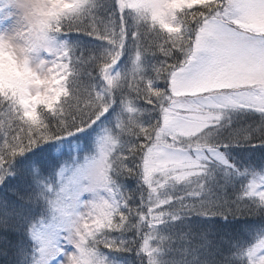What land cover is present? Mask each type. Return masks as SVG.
I'll return each instance as SVG.
<instances>
[{"label": "clouds", "instance_id": "1", "mask_svg": "<svg viewBox=\"0 0 264 264\" xmlns=\"http://www.w3.org/2000/svg\"><path fill=\"white\" fill-rule=\"evenodd\" d=\"M12 2L18 9L15 24L9 30L0 31V107L8 117L7 122L0 120V132L6 133L9 128L14 130L18 127L21 133L28 134L30 147L18 149L16 155L91 127L116 102V89L121 86L130 89L121 100L122 109L115 116V123L105 127L99 155L93 163V183L105 188L111 198L87 201L85 207L76 212L72 223L75 251L69 253L66 260V264H108L101 248L119 247L115 240L106 238L113 230L110 225L114 220L123 226L129 221V215L122 210L127 206V199L120 201L115 195L114 173L132 172L127 163L129 154L140 137L151 136L156 130L157 120L145 122L143 118L149 110L138 102L143 100L145 104L156 107L165 88L155 86V81H166L165 74L148 78L149 82L141 84L143 53L137 50L133 75L130 82H126L121 72L111 71L121 55L120 50L115 49L101 61L103 87L81 92L73 83L75 70L71 64V48L66 44L56 47L53 41L65 30L81 26L80 19L92 6L93 0ZM117 4L122 12L133 11L135 23L145 31L164 40L179 41L184 33L185 14L200 6L207 7L208 0H117ZM114 43L119 44L120 41ZM65 58L69 60L67 66ZM70 111L76 112L81 120L68 119ZM3 179L0 174V182ZM257 194L264 202V190ZM141 219L147 221L149 218L141 214ZM109 240L111 243L107 242ZM144 251L150 257V264H155L148 245H144ZM254 264H264V256Z\"/></svg>", "mask_w": 264, "mask_h": 264}, {"label": "rangeland", "instance_id": "2", "mask_svg": "<svg viewBox=\"0 0 264 264\" xmlns=\"http://www.w3.org/2000/svg\"><path fill=\"white\" fill-rule=\"evenodd\" d=\"M17 12L18 9L12 0H0V31L9 30L14 26L17 19ZM122 16L127 23L126 32L130 39L126 41V47L122 48L120 58L111 71L113 73L116 71L121 72L124 80L130 82L133 75L135 53L137 50L142 51L143 45L146 42L136 34L138 31L140 33L144 29L135 23V14L133 11H125L122 13ZM65 44L66 42L60 41L58 38L53 41V45L56 47H62ZM150 53L151 52H143L141 59L142 73L149 62L148 60L151 57ZM45 55L48 54L45 53ZM157 56L160 55L157 53ZM49 58L51 57L49 56ZM180 58L182 59L183 57L181 56ZM122 87V91L118 94H121L125 90V93L130 92V89L127 87ZM117 91L118 89L115 90V94H117ZM122 98H120V100L118 99V101L116 98L115 104L109 109L105 116L101 117V121L94 123V126L96 125L98 130L104 131L106 126H111L115 123V116L122 109ZM248 109L256 111L250 106H241L240 109L239 107L225 109L224 112L226 114L223 116L220 126L210 131L206 136V142L209 146L199 150L193 146L190 150L182 153L190 159L197 161L200 165V167L192 169L191 173L184 179H176L175 173L169 175L157 173L154 178L147 180L145 179L142 168L139 167L138 171L140 172L141 179H143L142 186L148 188L147 192H150V195L146 202L141 203L134 210V224L136 223V225L135 228H133V224H131L130 227L133 228L134 234H136L135 242H140L137 244V252L138 254H142L145 264H150V257L144 251L146 242L149 250L152 252L151 260L154 261L155 264H212V262L207 260V256L212 255L213 258L214 255L217 254L216 248L212 243L213 241H211V236L213 237L217 232L214 227L208 223L212 222V217L215 215L216 211L214 207L219 205L226 197V194L222 197V194L216 195L214 191L215 189L220 191L222 186L225 187L227 183L224 182V175H226V173L229 176L231 173L234 174L233 171L239 173H244L246 171V168L238 163L241 161L240 159L244 157V153L239 152L243 148H237V146L233 144H226L223 146L219 143L220 140H217L214 134L218 133L222 128L230 125L232 126L235 123L240 124L242 122L244 124L247 120L252 122V118H257V121L264 119V112L260 111L259 115H246L249 113L246 112ZM241 112L245 115L243 116ZM144 120L146 119L144 118ZM103 131L95 138L94 145L91 144L92 142L90 140L86 147L83 142L89 139L91 135L90 129L86 128L84 131H81L82 133L79 132L81 137H74V141L72 142L73 150L75 154L84 151L83 162L81 164L78 163V165L75 164L73 171H70V166H63L61 168L58 181L59 183L61 182V184L64 183V185L62 188L60 187L61 189H59V191H54L53 181L49 182L50 185H48L47 189L44 191L48 196L46 204L48 205L50 202L56 204V206H52L56 214H54L51 222L43 228L42 237L45 238V240H43L44 244L40 251L37 264H66L68 254L75 251V244L72 242V223L76 212L82 210L87 201L99 199L101 197L111 198L105 188L101 187L99 184H94L93 180L84 176L85 171L94 163L95 158L99 155V144L103 136ZM253 131L257 133L259 129L257 127L248 128L246 133H253ZM83 139L84 141H82ZM234 140L238 141V143H243L246 142L247 139L240 136ZM91 149L93 150L92 155ZM94 149H96V151L98 149V151L96 152ZM46 156L47 154L44 155L45 163H47V167H49L52 162L49 161ZM251 156V153H249L245 155V159L251 158ZM64 159L68 160L67 158ZM16 160V158L10 159V163L2 166L6 168V171L0 170V174L4 176L3 181L0 182V194L4 192L7 186L9 187V185H7V180L12 178L17 171L23 169L19 165L17 167L15 166L21 164L26 168V165ZM136 161L139 165V157ZM239 176L240 175L235 176L233 180L235 182L238 181ZM249 185L248 197L255 199V196H258V189L254 188L255 185L253 180L250 181ZM86 187L88 190H85ZM40 189L36 192L41 198L44 196V193L40 192ZM56 191L58 192L57 195L55 194ZM68 193H75V198L73 199ZM11 195L14 196L10 200ZM115 195L117 199L120 201L122 200L121 197H119V192H115ZM201 195L203 198L200 197ZM28 196L29 195L23 194L20 190L15 193L13 191L8 195V200L12 204H18V198L23 200ZM193 197L197 198L194 203L189 200ZM5 198V195L0 196L1 207L5 206ZM61 198L63 199L64 208L61 207L59 202ZM26 200L27 202H31L30 199ZM69 205L70 207H68ZM141 214L147 215L149 219L147 221L141 219ZM226 218L227 217H223L224 220H226ZM196 226H205V231L202 232V234L198 231H196L198 234H191V232L195 231L192 228L195 229ZM132 228H130V232ZM168 231H170L169 234L167 233ZM164 232L166 233L165 236ZM223 232V235H225L226 230L223 229ZM170 236H174L177 239L173 241L169 239ZM243 236H245L244 233ZM221 240L222 242L224 241V239ZM257 240L260 243L248 251L244 250L245 256L243 258L240 256L242 247L240 250L238 249L239 254L237 250L236 254L232 253L226 255V264H238V262L241 264H254V261L264 256V235L259 236ZM179 241L184 242V246L181 245ZM56 243L58 247H56ZM247 243L243 244V246ZM237 245L239 244H235L234 246L236 247ZM132 248L133 244L131 243L130 251ZM134 250H132L133 253H135ZM59 251L62 252V257L58 260V258L56 259V254ZM247 254L249 255V259H245L247 258ZM220 257L224 259V253H222ZM134 259L138 260L136 256ZM106 260L108 264L115 263V258L113 257L109 259L106 256ZM213 264L223 263L217 261Z\"/></svg>", "mask_w": 264, "mask_h": 264}, {"label": "trees", "instance_id": "3", "mask_svg": "<svg viewBox=\"0 0 264 264\" xmlns=\"http://www.w3.org/2000/svg\"><path fill=\"white\" fill-rule=\"evenodd\" d=\"M80 25V27L65 30L57 38L60 41H65L71 48L72 66L75 70L73 83L78 90L86 93L93 88L101 89L103 87L104 80L100 67L101 61L109 52L119 49L117 44L112 43V40L106 37L112 34L119 36L122 26L125 28L126 33L123 48L126 47V41L130 37L126 32L127 23L124 17L122 25V13L118 7L117 0H93L92 6L87 9L80 19ZM145 32V30L141 31L138 36L146 42ZM115 36H113V39ZM119 50L121 51L122 49ZM150 56L146 69L143 72L146 78H153L155 76V66L164 59L163 56H157V54L153 53H150ZM171 62L169 61V63ZM167 83V81L157 80L155 81V86L165 88ZM122 88V86L118 88L117 94H115L117 101L126 92L125 90L121 94H118L122 91ZM138 103L141 107L149 110L144 116L145 122L152 123L159 119L160 112L157 107L147 105L143 100H140ZM246 115L254 116L250 114ZM251 121L247 120L244 124L242 122L240 124L235 123L232 126L222 128L218 133L214 134L223 146L233 144L237 148H243L239 152L244 153V157L238 163L242 167H245L246 171L244 173L233 171L235 175L231 173L229 176L226 173L224 175V182L227 184L225 187L222 186L220 191L216 189L214 191V194H222V197L226 194V197L219 205L214 207L216 211L215 215L212 217V222L208 223L217 232L213 237L211 236L212 234L210 235L217 252V256L214 255L213 258L212 255L207 256V260L212 262V264L217 261L226 264V255L236 254L237 250H240L241 247L240 256L243 258L245 256L244 250L247 248L246 245L252 241H257L259 236L264 235V202L258 196L255 199L248 197V188L251 180H255L257 185H264V119L257 121V118H252ZM252 127H257L259 131L257 133L253 131L254 134L246 133L248 128ZM88 129H90L91 135L96 134L98 131L94 124L88 127ZM240 136L247 139L246 142L238 143V141L234 140ZM74 137L78 138L81 136L78 132L71 137L42 144L14 157L26 165V168L21 164H17L15 167L19 165L23 169L17 171L12 178L7 180L9 187L7 186L4 192L0 194V196L5 195L6 197L5 206H0V264H26L30 259V255L35 252L37 245L31 231L35 223L41 222L46 214L48 196L44 191L50 185L49 182L55 180V174H57L61 165L74 156L72 145ZM4 139L3 133L0 132V149H3ZM249 153L252 155L251 158L245 159V155ZM45 154H47L46 158L52 162L49 167L45 163ZM8 163L10 162L8 161ZM135 167L136 170L131 173L126 171L114 173L116 192H119L121 201L127 199V206L123 207L122 210L129 215V221L122 228L112 230L106 237L107 239L115 240L119 247L101 248L102 253L109 259L111 257L115 258L114 264H145L142 254H138L137 252V244L140 242H135L136 234H134L133 228H135L136 223L134 224L135 218L133 213L137 206L149 199L150 192H147L148 188L142 186L143 179H141L140 172L138 171L139 165L137 161ZM0 170H6V168L1 167ZM237 175L240 176L238 181L235 182L233 179ZM39 189L40 192L44 193V196L41 198L36 192ZM19 190L29 196L23 200L18 198V204H12L8 200V195L13 191L15 193ZM13 196H10V200ZM200 197L203 198L202 195ZM26 199H30L31 202H27ZM196 199V197H193L189 200L194 203ZM223 217H227L226 220ZM131 224L134 225L133 228L130 227ZM204 227L196 226L195 229L192 228L195 231L191 232V234H198L196 231L202 234L205 231ZM130 228H132L131 232ZM223 229L226 230V236L223 235ZM167 233L169 234L170 231ZM243 233L246 237L243 236ZM165 235L166 233L164 232ZM169 239L174 241L177 238L170 236ZM221 239H224V241L222 242ZM179 242L184 246V242ZM129 243L133 244L132 250H134L135 246V253L132 250L130 251L131 244ZM245 243L247 244L243 246ZM235 244L239 245L235 247ZM222 253H224V259L220 257ZM135 256L138 260L134 259ZM245 259H249L248 254ZM238 264L241 263L238 262Z\"/></svg>", "mask_w": 264, "mask_h": 264}, {"label": "snow or ice", "instance_id": "4", "mask_svg": "<svg viewBox=\"0 0 264 264\" xmlns=\"http://www.w3.org/2000/svg\"><path fill=\"white\" fill-rule=\"evenodd\" d=\"M184 23L179 41L164 40L145 32L146 43L141 52L164 57L155 66L154 73L155 76L164 73L168 82L156 104L160 112L156 130L151 136L140 137L127 160L133 172L139 157V167L147 180L157 173H175L176 179H184L192 169L200 167L197 161L182 153L193 146L197 150L209 146L202 137L206 138L220 126L225 109L250 106L264 112V0H208L207 7L200 6L186 13ZM120 32L119 36L112 34L106 38L112 43L120 41L117 45L122 49L126 38L123 26ZM65 64H69L67 58ZM139 80L141 84L149 82L144 75ZM67 118L81 120L74 111ZM0 120L8 121L2 107ZM3 135L0 164L5 165L16 156L18 149L30 147V137L18 127L9 128ZM94 171L92 164L84 176L93 180ZM68 195L75 198V193ZM59 202L64 208L62 198ZM110 227L117 230L123 225L114 220Z\"/></svg>", "mask_w": 264, "mask_h": 264}]
</instances>
